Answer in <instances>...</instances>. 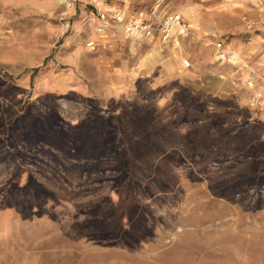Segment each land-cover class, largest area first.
<instances>
[{"label":"rangeland","instance_id":"rangeland-1","mask_svg":"<svg viewBox=\"0 0 264 264\" xmlns=\"http://www.w3.org/2000/svg\"><path fill=\"white\" fill-rule=\"evenodd\" d=\"M251 1L0 0V264H264V109L212 46L258 39Z\"/></svg>","mask_w":264,"mask_h":264},{"label":"built area","instance_id":"built-area-1","mask_svg":"<svg viewBox=\"0 0 264 264\" xmlns=\"http://www.w3.org/2000/svg\"><path fill=\"white\" fill-rule=\"evenodd\" d=\"M252 1L260 10V14L247 20V26L258 31L264 42V0ZM64 3L68 6L71 0H65ZM88 21L93 24L95 31L99 34L118 26L126 37L158 38L163 42L186 36L191 31V24L181 11H160L157 7L130 12L118 6L106 5L92 12ZM212 46L215 58L220 63L232 64L236 67V77L242 80L244 87L248 90L249 106L264 109V61L256 64L247 62L224 38L213 40Z\"/></svg>","mask_w":264,"mask_h":264},{"label":"crops","instance_id":"crops-1","mask_svg":"<svg viewBox=\"0 0 264 264\" xmlns=\"http://www.w3.org/2000/svg\"><path fill=\"white\" fill-rule=\"evenodd\" d=\"M216 3L217 2H213L214 5ZM251 4L252 7L256 10L255 16L259 15L260 10L254 5L253 1H251ZM255 36L258 37V39L255 41L248 42L247 48L245 49H242L241 47L231 43V46L238 51V53L242 56V58H244L247 62L253 64L264 61V42H262V38L259 33Z\"/></svg>","mask_w":264,"mask_h":264},{"label":"bare ground","instance_id":"bare-ground-1","mask_svg":"<svg viewBox=\"0 0 264 264\" xmlns=\"http://www.w3.org/2000/svg\"><path fill=\"white\" fill-rule=\"evenodd\" d=\"M65 0H60L61 3H63Z\"/></svg>","mask_w":264,"mask_h":264},{"label":"trees","instance_id":"trees-1","mask_svg":"<svg viewBox=\"0 0 264 264\" xmlns=\"http://www.w3.org/2000/svg\"><path fill=\"white\" fill-rule=\"evenodd\" d=\"M36 70H37V68H34V69H33V71H36Z\"/></svg>","mask_w":264,"mask_h":264}]
</instances>
